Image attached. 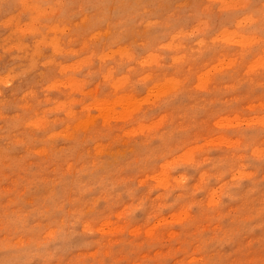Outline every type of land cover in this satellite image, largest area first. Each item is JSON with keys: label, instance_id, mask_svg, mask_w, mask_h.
<instances>
[{"label": "rangeland", "instance_id": "obj_1", "mask_svg": "<svg viewBox=\"0 0 264 264\" xmlns=\"http://www.w3.org/2000/svg\"><path fill=\"white\" fill-rule=\"evenodd\" d=\"M0 264H264V0H0Z\"/></svg>", "mask_w": 264, "mask_h": 264}]
</instances>
